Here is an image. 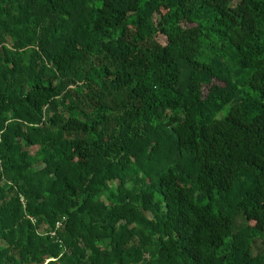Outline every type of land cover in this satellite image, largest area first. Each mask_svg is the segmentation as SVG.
Masks as SVG:
<instances>
[{
	"label": "trees",
	"instance_id": "trees-1",
	"mask_svg": "<svg viewBox=\"0 0 264 264\" xmlns=\"http://www.w3.org/2000/svg\"><path fill=\"white\" fill-rule=\"evenodd\" d=\"M0 264H264V0H0Z\"/></svg>",
	"mask_w": 264,
	"mask_h": 264
},
{
	"label": "built area",
	"instance_id": "built-area-1",
	"mask_svg": "<svg viewBox=\"0 0 264 264\" xmlns=\"http://www.w3.org/2000/svg\"><path fill=\"white\" fill-rule=\"evenodd\" d=\"M58 225V224H57Z\"/></svg>",
	"mask_w": 264,
	"mask_h": 264
}]
</instances>
